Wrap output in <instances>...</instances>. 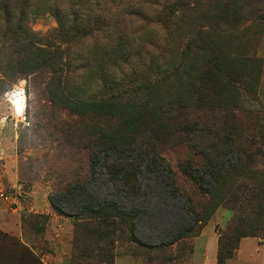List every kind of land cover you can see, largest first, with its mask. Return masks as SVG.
Here are the masks:
<instances>
[{
	"label": "rangeland",
	"instance_id": "obj_1",
	"mask_svg": "<svg viewBox=\"0 0 264 264\" xmlns=\"http://www.w3.org/2000/svg\"><path fill=\"white\" fill-rule=\"evenodd\" d=\"M166 6L174 9L167 24ZM263 16L264 0H0V47L1 33L23 22L57 55L41 67L19 47L12 68L0 64V191L25 208L22 233H0L44 264H108L96 245L104 242L75 243V215L103 201L139 213L134 236L144 245L119 228L112 264H192L208 218L196 249L205 251L204 264H216L214 231L245 227L264 239ZM79 19L90 20L92 36L75 35ZM21 82L23 116L8 101ZM111 95L120 97L93 106ZM151 138L159 165L137 152L103 153L91 182L97 140L142 151ZM116 163L133 167V188L110 180L105 165ZM183 163L203 188L183 174ZM78 185H87L84 197L58 201ZM1 206L12 209L0 197ZM91 216L79 222L96 224ZM179 234L181 241L154 249ZM255 242L247 239L227 264H261ZM3 252L0 264H16Z\"/></svg>",
	"mask_w": 264,
	"mask_h": 264
},
{
	"label": "trees",
	"instance_id": "obj_2",
	"mask_svg": "<svg viewBox=\"0 0 264 264\" xmlns=\"http://www.w3.org/2000/svg\"><path fill=\"white\" fill-rule=\"evenodd\" d=\"M165 14L160 16V21L165 24L173 17L174 9L170 6H166ZM60 22V16H57ZM264 19V16L263 18ZM80 23H83L81 26L74 27L75 35L81 34L83 38H87L92 36L93 31H95L94 27L90 25L89 19H79ZM62 25V23H60ZM257 32H254L255 35H261V27L256 29ZM64 36L68 35L63 33ZM37 36L31 30H29L25 23L19 22L14 27L7 28L4 32L1 33V47H0V64L1 67L5 69H10L13 67V52H15L19 47L24 49L28 54L33 55L34 57H38V65L41 67H49L55 65L57 61L56 52L46 51V45H38L36 40ZM119 95H111L108 99H101L98 102L93 103L94 107L106 108L113 100H117ZM91 107V106H90ZM195 125V124H194ZM186 126V125H185ZM150 135H153V132H150ZM152 140L150 143L152 146H147V149L140 151L138 147H136L135 143L129 145V147L122 148L115 143L109 144L104 147L102 143L97 140V149H93L92 155L90 157L91 169H92V177L91 182L96 180V172L95 168L97 163L99 162L100 156L103 153H112V152H129L134 154L140 160L145 158H149L155 165H159L163 160L159 155H156L157 144ZM150 155L156 156V158H151ZM158 159V160H156ZM105 169L110 180L114 184L130 186L131 182L136 181V173L133 167L126 165L124 163H116L105 165ZM181 171L183 174L188 177L195 184H199L201 188L202 182L195 174V171L191 168L190 164L181 165ZM88 185V184H87ZM87 185H78L73 186L66 191H63L57 195L59 198L58 201L67 200L72 197H84L86 195ZM187 203L190 204V201L186 199ZM51 205L53 209L59 214L63 215V212L56 206V202L53 197L50 198ZM191 214H194L192 208H188ZM90 216V218H94L96 220V224H81L80 219L85 220L84 216ZM139 213L137 211L131 210L127 211L121 209L117 204L113 202H103L97 201L93 202L87 206H83L80 209L79 214L75 215L77 218V222H75V231H79L78 237L75 239V243H81L82 239L86 242V239L89 237H93L95 241L104 242L103 248L99 249V245L97 248L99 250V258L104 259L108 262V264L113 263L112 249L114 246L113 237L115 232L122 229L123 232L128 233L131 238V242L138 243L135 233V222ZM49 217V216H45ZM200 217V216H199ZM195 221L198 222V216L194 214ZM23 219V218H22ZM210 218L206 219L202 223L201 231L199 232V237L202 233V230L208 222ZM244 228V229H243ZM235 227L228 228L227 233H220L218 237V252L216 264H227V262L232 258L234 254V250L238 249L240 246V242L245 238H259L258 235L254 233H248L245 230V227ZM77 233V232H76ZM78 234V233H77ZM184 234H179L172 238V241L168 244H160L159 246H155L154 249L161 250L171 247L176 242H179L183 239ZM139 244V243H138ZM144 246L142 244H139ZM0 250H4V255L14 260L16 264H44L39 256H37L30 248L22 245L17 240H13L8 237V235H4L0 233Z\"/></svg>",
	"mask_w": 264,
	"mask_h": 264
},
{
	"label": "crops",
	"instance_id": "obj_3",
	"mask_svg": "<svg viewBox=\"0 0 264 264\" xmlns=\"http://www.w3.org/2000/svg\"><path fill=\"white\" fill-rule=\"evenodd\" d=\"M12 177H14V173L12 174ZM11 185L13 188L19 187L18 183L15 182L13 179L11 180ZM24 212H25V208H24V206H21V204L17 210L16 209H9L7 206H1L0 207V229L9 233V234L14 235V236H18L19 234H21L22 233L21 220H22V214H24ZM204 229H205V227H204ZM203 230H202L201 235L203 234ZM214 234H215V238L217 240V252H218V235L215 233V231H214ZM201 235L199 237H197L196 241H195V252L193 254L192 264H204L205 263L204 262V260L206 258L205 251H203V253L199 256H198L197 251H196L197 244L201 239ZM247 239H249V238H245L240 242V246L238 248V254H237L238 258H239L240 248ZM253 239H256L255 253L259 257L260 263L264 264V257H263L264 239H258V238H253ZM217 252H216V256H217Z\"/></svg>",
	"mask_w": 264,
	"mask_h": 264
},
{
	"label": "built area",
	"instance_id": "obj_4",
	"mask_svg": "<svg viewBox=\"0 0 264 264\" xmlns=\"http://www.w3.org/2000/svg\"><path fill=\"white\" fill-rule=\"evenodd\" d=\"M14 92H17V95H19V97L21 98L22 113L20 115L23 116V114L25 112V109H26V89H25L24 83L21 82L18 85H16L15 88L11 91V94H9V97H8V101L12 105V107H13V109L15 111V105L12 104V102L10 100V96H12ZM0 197H1V199L3 201L8 202L12 209H16L17 210L19 208L20 201H19V199L16 196L8 195V194L3 193V191H0Z\"/></svg>",
	"mask_w": 264,
	"mask_h": 264
},
{
	"label": "bare ground",
	"instance_id": "obj_5",
	"mask_svg": "<svg viewBox=\"0 0 264 264\" xmlns=\"http://www.w3.org/2000/svg\"><path fill=\"white\" fill-rule=\"evenodd\" d=\"M10 100H11L12 104L15 105V112L17 114H21L22 113L21 98L19 97V95H17V92H14L13 95L10 96Z\"/></svg>",
	"mask_w": 264,
	"mask_h": 264
}]
</instances>
